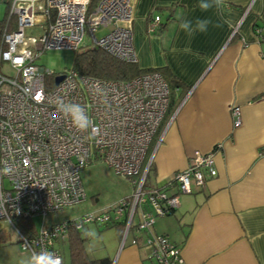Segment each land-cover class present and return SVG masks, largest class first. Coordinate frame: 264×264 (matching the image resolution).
Wrapping results in <instances>:
<instances>
[{
  "label": "built area",
  "instance_id": "obj_1",
  "mask_svg": "<svg viewBox=\"0 0 264 264\" xmlns=\"http://www.w3.org/2000/svg\"><path fill=\"white\" fill-rule=\"evenodd\" d=\"M0 1L7 4L8 15L15 19L14 27L3 32L0 51V64L7 62L13 71L11 75L0 72V169L5 164L13 168L10 174L0 173V219L16 229L23 248L31 253L47 249L60 256L53 240L66 233V221L42 223L29 237L16 224L84 200L80 171L93 157L107 162L134 186L131 196L110 209L115 219L127 211L125 231L133 225L136 206L146 205L136 227L148 228L156 216L178 206L179 193L204 186L206 176L213 173V152L196 151L187 165L174 173L168 185L174 186L175 192L144 185L151 155L146 161V153L169 101L168 85L160 73L148 71L119 80L69 69L55 83L56 75L35 63L47 49L76 51L86 35L91 45L109 55L137 63L132 0H96L93 5L91 0ZM37 14L46 23L38 34L25 35V26L38 24ZM157 21L155 16L149 30ZM99 30L103 34L97 35ZM50 75L53 85L47 82ZM61 98L86 108L92 122L89 129L78 131L58 111L56 103ZM231 114L234 126H239V108L232 107ZM110 211L90 212L70 223L79 229L89 221H108ZM145 242L151 246L156 264L183 263L180 247L166 235L149 232Z\"/></svg>",
  "mask_w": 264,
  "mask_h": 264
},
{
  "label": "crops",
  "instance_id": "obj_2",
  "mask_svg": "<svg viewBox=\"0 0 264 264\" xmlns=\"http://www.w3.org/2000/svg\"><path fill=\"white\" fill-rule=\"evenodd\" d=\"M132 2L136 65L167 69L181 83L174 90L179 102L151 151L145 187L175 192L168 184L196 151L213 152V173L201 189L179 193L173 213L156 216L148 228L136 227L145 204L136 206L127 231V211L115 219L112 207L105 210L110 220L84 223L79 230L86 256L107 257L110 264H156L145 242L150 232L180 247L182 264H264V0H224L208 12L200 11L199 0ZM155 16L158 23L149 30ZM197 17L213 23L190 38L179 24ZM35 19L40 32L46 21L40 14ZM232 107L240 111L237 127ZM133 190L131 183V193L123 198ZM122 219L121 230L113 224ZM86 230L100 239L88 240ZM68 231L53 240L64 264L71 263ZM20 248L25 251L11 264L29 256Z\"/></svg>",
  "mask_w": 264,
  "mask_h": 264
},
{
  "label": "rangeland",
  "instance_id": "obj_3",
  "mask_svg": "<svg viewBox=\"0 0 264 264\" xmlns=\"http://www.w3.org/2000/svg\"><path fill=\"white\" fill-rule=\"evenodd\" d=\"M7 4L0 1V20L5 16ZM25 35H36L38 27L33 25L25 26ZM103 30L96 31L97 35L103 34ZM90 40L86 35L82 42L81 49L90 46ZM76 52L73 49H47L40 53L35 63L42 66L54 75L67 72L72 64ZM0 72L11 75L13 71L7 62L2 61ZM82 185L85 191V199L81 202L64 207L56 212H48L44 222L46 225L58 223L62 220L77 218L90 212H101L113 207L120 199L131 193V180L125 176L118 175L113 168L100 158H92L80 171ZM151 176L146 180L149 184ZM4 183L7 185L6 181ZM96 199V200H95ZM137 218V217H136ZM34 224L39 228L42 217L34 216ZM89 224V223H87ZM21 241L16 229L5 219H0V264H11L21 250ZM65 250V254H68ZM27 253L30 255L28 249Z\"/></svg>",
  "mask_w": 264,
  "mask_h": 264
},
{
  "label": "trees",
  "instance_id": "obj_4",
  "mask_svg": "<svg viewBox=\"0 0 264 264\" xmlns=\"http://www.w3.org/2000/svg\"><path fill=\"white\" fill-rule=\"evenodd\" d=\"M96 0H91V5L95 3ZM8 8V7H7ZM7 10V9H6ZM15 19L13 16L8 15V11H6L5 16L2 20H0V51L3 49L2 43V35L6 28L10 30L14 27ZM7 25V27H6ZM82 45L75 51L76 54L73 59V64L70 69L77 70L80 74H86L96 77H102L107 79H119L126 80L130 79L140 73L148 72V71H157L162 75L165 79L168 89H169V101L166 112L162 121L157 128L154 137L150 143V146L146 153V161L151 154V151L156 143V140L163 128L165 127L169 117L174 112L176 105L179 102V97L174 96V90L176 87L181 85L180 81L173 76L169 70L167 69H140L136 63H127L121 61L108 53H106L103 49L98 46L90 45L84 49L80 48ZM47 82L49 85H53V76L47 77ZM150 170V165L148 167L146 177ZM145 177V180H146ZM144 185H146L144 183ZM173 210H170L167 214L173 213ZM71 220H67V230H69V255H70V264H110V259L107 257H102L98 259H89L84 252V238L81 236V230L75 228L70 222ZM114 226L121 228L124 227V219L121 221L114 223ZM16 227L23 233H25L28 237L33 236L36 233V229L31 218L29 219H20L17 221Z\"/></svg>",
  "mask_w": 264,
  "mask_h": 264
},
{
  "label": "clouds",
  "instance_id": "obj_5",
  "mask_svg": "<svg viewBox=\"0 0 264 264\" xmlns=\"http://www.w3.org/2000/svg\"><path fill=\"white\" fill-rule=\"evenodd\" d=\"M224 0H199L197 7L201 12H208L212 8H219L223 5ZM210 18L197 17L194 20L182 19L179 28L186 33L188 37H193L196 33H206L212 24ZM58 111L67 119L78 131H86L91 126V120L87 114L86 108L78 103L66 102L58 99L56 103ZM13 168L8 164L0 169L2 174H10ZM84 236L90 241L99 240L98 233L92 230H86ZM20 264H64L63 258L50 250L33 251L28 257L22 259Z\"/></svg>",
  "mask_w": 264,
  "mask_h": 264
},
{
  "label": "water",
  "instance_id": "obj_6",
  "mask_svg": "<svg viewBox=\"0 0 264 264\" xmlns=\"http://www.w3.org/2000/svg\"><path fill=\"white\" fill-rule=\"evenodd\" d=\"M63 78V75L62 74H58L54 77V82L55 83H58L61 79Z\"/></svg>",
  "mask_w": 264,
  "mask_h": 264
},
{
  "label": "bare ground",
  "instance_id": "obj_7",
  "mask_svg": "<svg viewBox=\"0 0 264 264\" xmlns=\"http://www.w3.org/2000/svg\"><path fill=\"white\" fill-rule=\"evenodd\" d=\"M155 18V17H154ZM158 19H159V16H158ZM157 23H158V21H157Z\"/></svg>",
  "mask_w": 264,
  "mask_h": 264
}]
</instances>
